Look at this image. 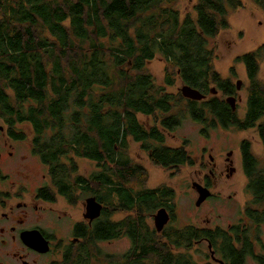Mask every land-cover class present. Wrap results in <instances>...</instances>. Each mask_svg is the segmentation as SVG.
<instances>
[{"label": "trees", "instance_id": "trees-1", "mask_svg": "<svg viewBox=\"0 0 264 264\" xmlns=\"http://www.w3.org/2000/svg\"><path fill=\"white\" fill-rule=\"evenodd\" d=\"M196 1V19H181L177 0H0V118L7 132L25 139L18 126L32 128L34 153L54 169L61 192L69 183L66 174L78 170L76 158L103 159V200L114 215L136 214L115 224L106 213L103 234L92 233L78 254L60 264L98 259L105 264H199L187 252L204 237L224 264H248L249 259L264 264V162L250 142L241 146L250 200L230 230L188 226L158 235L146 227V212L174 202L172 194L131 187L148 173L133 169L124 152L132 134L150 136L137 128L139 115L157 113L156 120L169 129L187 118L207 130L219 125L256 129L264 143V82L259 79L264 47L238 59L249 79L247 113L241 119L225 102L232 80L216 73L207 47L209 38L230 27V11L242 3ZM253 1L264 9V0ZM160 55L168 62L164 86L146 70L148 61ZM176 78L208 96L213 85L220 97L212 94L211 102L187 106L180 93L168 91ZM86 134L101 136L103 146L81 137ZM159 160L170 168L174 162L188 165L190 158L186 152L164 151ZM121 236L132 239L130 252L122 260L102 259L97 243Z\"/></svg>", "mask_w": 264, "mask_h": 264}, {"label": "rangeland", "instance_id": "rangeland-1", "mask_svg": "<svg viewBox=\"0 0 264 264\" xmlns=\"http://www.w3.org/2000/svg\"><path fill=\"white\" fill-rule=\"evenodd\" d=\"M239 1L242 3V7L236 11H230L228 16L230 27L227 30L220 31L215 38H209L207 49L210 51L211 59L213 54L212 66L221 78L230 79L235 84L238 80L242 81V91L239 92V96L244 98V96L247 97L246 90L249 85V79L246 66L238 62V59L264 47V9L253 0ZM197 4L198 2L196 0H177L174 6L179 11L181 19H187L188 17L196 19L195 7ZM167 67V60L160 55L153 61L147 63L146 70L155 77L156 84L164 86ZM259 79L264 82V51L260 61ZM175 82L174 86L168 87V91L171 94L181 97L179 89L183 87V82L179 78H176ZM211 88L213 90L216 89L213 85ZM211 97L209 96V98ZM183 104L186 106V103ZM236 112L241 118L244 117L246 113L245 101L238 104ZM139 118L147 121L143 115H139ZM1 127L7 132L8 128L0 118V131ZM22 129L27 133V142L23 144L15 143L16 148L12 151L16 153V157L10 158L6 162L4 158L0 160V165L3 167L4 165L8 167L23 166L29 172L44 170L42 163L33 154L31 145L33 143L32 138L34 133L32 128L29 125H23ZM202 129L201 124L187 118L179 127L177 138H166V143L172 147H180L183 143H187L186 149L188 151H186L190 154L188 165L183 166L180 171L172 172L170 168L163 170L146 161L144 165L147 167L148 174L145 176V184L132 183L131 187L136 190L142 187L151 189L162 187L170 191L177 207V217L168 227L170 229L182 230L188 226H195L198 229H219L220 231H227L240 222L242 213L250 200V197L246 193L247 178L244 174L241 161V146L245 141L250 142L253 152L264 162V143L256 129L238 131L233 128H229V130L219 125L216 129L213 128V130H210L209 137L202 133ZM141 151L140 146L132 144L130 140L127 141L124 152L130 160H136L140 157L146 158L145 154ZM231 151L235 154L233 158L236 162L238 173L235 177H231L232 179L227 180L226 176L224 178L221 172L225 171L223 167L225 166L227 154ZM209 154L214 156L218 164V187L212 190L214 196L211 200L198 208L196 203L199 194L193 188V185L194 183L202 181L201 179L206 175L211 177L209 168H207L208 161H210ZM204 162L206 165H203ZM76 163L79 166L81 175H87L96 168L95 164L86 159L76 158ZM9 170L11 169L5 168L3 171L8 173ZM38 184L39 182H34L35 186ZM115 203L117 204V201ZM54 208L57 210L55 212L57 218L58 211L69 210L74 222L83 219V205L82 207H69L65 200L59 199L54 205ZM152 213L156 214L157 210ZM109 214L110 220L115 224H121L122 221L134 215L129 216L128 213L123 212L114 215L112 208ZM52 215L51 212L44 214L45 220L48 218L53 222ZM54 224L61 227V238L68 240L70 238V223L62 221L61 223L54 222ZM145 225L150 231L156 232L155 222L152 219L146 217ZM157 234L162 235L161 233ZM2 241L3 238L0 233V253L2 255L10 249L15 248V245H11L9 248L4 249ZM197 245L198 247L196 249L188 252L185 251L186 249H182L181 252H187L199 264H220L211 259L208 243H198ZM132 248L133 241L129 236H121L117 239L98 243L97 245V249L104 255L102 259L104 258L106 260H122ZM197 249L200 250L199 253ZM34 259L31 258L30 260ZM59 260L61 261V258ZM94 264L105 263L98 259ZM118 264H122V262H118ZM248 264L256 263L249 259Z\"/></svg>", "mask_w": 264, "mask_h": 264}, {"label": "flooded vegetation", "instance_id": "flooded-vegetation-1", "mask_svg": "<svg viewBox=\"0 0 264 264\" xmlns=\"http://www.w3.org/2000/svg\"><path fill=\"white\" fill-rule=\"evenodd\" d=\"M151 61H148V63ZM147 73V72H146ZM183 82V81H182ZM239 82V80H238ZM233 81L230 83L231 94L227 95L225 98L226 104L230 107L231 105L227 102L228 98H236L237 106L241 104L243 101L246 103V113H247V98H248V90H246L247 97L239 96V92L242 91L238 89L237 84ZM242 82V81H241ZM187 84L183 82V87ZM197 89V88H196ZM180 94L183 96L181 92V88L179 89ZM212 96V90L210 91ZM203 93V92H202ZM206 95V94H205ZM220 97V92L216 94ZM183 98L187 103V106L190 102H194L189 100L183 96ZM212 98V97H211ZM212 100V99H211ZM209 96L206 95V99L202 101H195V102H205L209 101ZM232 109V107H231ZM233 110V109H232ZM245 113V115H246ZM157 113L153 114V116L144 117L147 121H143L140 118H136V125L137 128L144 132L146 135H150L148 138H144L142 135L139 134H132L129 136L128 140L132 142L134 145H138L141 147L145 157L137 158L136 160H131V166L133 169L137 167L143 168L145 172H148L147 167L144 165V162L148 161L149 163L153 164V166H157L160 169L167 170L161 161H157L160 156L164 154V151H169L171 153H183L186 152L190 158V154L187 152L186 144H182L180 147H172L166 143V138L169 137L172 139L177 138V132L179 127L182 125L177 122V124H173V126L169 129L165 126L163 120H156L155 116ZM244 115V117H245ZM139 117V116H138ZM242 117V118H244ZM241 118V117H240ZM241 118V119H242ZM208 124H210L207 121ZM199 124V123H198ZM24 124L18 126L19 133H26L24 129H22ZM230 129L233 127H229ZM228 128V129H229ZM204 129V128H203ZM229 129V130H230ZM234 129V128H233ZM137 130V129H136ZM204 130H207L206 128ZM3 127H1L0 131V160L5 158V162L10 160V158H15L16 153L12 150H15V143L16 144H23L27 142V138H15L13 135L5 132ZM208 133L204 134L205 136L209 137L210 130H207ZM176 132V133H175ZM27 134V133H26ZM156 134V135H153ZM82 138H92L97 139L99 141V146H103V138L99 135L95 134H86L82 135ZM35 136L32 138V142ZM33 143L31 145L32 149ZM117 150V149H116ZM187 150V151H186ZM103 152V148L101 149ZM34 157L42 163L44 170L38 172H29L26 171V168L23 166H1L0 165V233L1 237L3 238V248L7 249L11 245H15V248L10 249L3 255L0 253V264H57L62 263L64 259L68 256L73 257L74 255L78 254L76 252L79 247H84L87 244V241L92 239V233L97 231L98 235L103 234V227L105 223L106 213L110 212V205L106 203L103 198V176H104V160L101 161H93L89 160L91 163L96 165L95 170L87 175H81L78 170L76 172L71 171L70 174H66L65 180H69L67 186L64 187L63 192L55 186V181L53 177H55V172L53 168L46 166L41 157L34 153ZM234 152L231 151L227 154V159L225 162V171H222V176H226V179H232L231 177H235L238 173V169L236 167V162L234 160ZM242 155V153H241ZM128 156V155H127ZM209 160L207 168H209L210 176H204L202 181H199V184L207 187L211 191V196L207 199V201L211 200L214 196L212 190H215L218 187V164L216 159L212 154H209ZM242 166H243V160ZM203 165H206L205 162ZM182 163L174 162L173 165L170 166L172 172L180 171L183 168ZM221 167V166H220ZM11 169L8 173H5L4 169ZM244 168V167H243ZM53 173V174H52ZM58 173V172H57ZM60 175L61 180H63V175ZM148 174V173H147ZM225 178V177H224ZM140 180L137 182V178L133 180L132 183L140 185H144L146 182L145 176H140ZM80 180V181H79ZM39 182L38 185H34V182ZM144 189L149 190H164L165 188L158 187L155 189L142 187ZM95 198L98 203L103 206L102 213L100 217L90 220L86 217V204L88 199ZM61 200H65L69 207H82L84 208L83 219L80 221H73L72 214L69 210L58 211V218L56 217V209L54 205ZM198 201V200H197ZM206 201V202H207ZM204 202L203 204H205ZM203 204L200 206L202 207ZM198 207V208H200ZM166 208L171 216L170 223L164 228L163 233L165 231H169L171 229L176 230L175 228H168L171 222L176 220L177 212H176V204L174 202H170L169 204H165L164 206L160 207L158 210ZM157 210V211H158ZM52 213L51 216L53 222L47 218L45 220L44 214ZM152 210H147L146 217L148 219H152L155 222L154 216L155 214L152 213ZM131 214H135L132 212ZM136 215V214H135ZM69 222L70 225V238L63 239L61 238L62 229L60 226L55 225L54 222ZM176 222V221H175ZM32 232H40L41 235L46 239V241L50 244V251L47 253H41L36 251L32 248H29L22 240L23 234L32 233ZM161 233V234H163ZM83 236H86L85 238ZM110 241V240H108ZM106 241H102L103 243ZM199 244L208 243V249L211 253L212 251L215 252V255L218 259H221L220 254L212 246V251L210 250V241L207 238H203L201 241L198 242ZM98 244V243H97ZM31 258H35L34 260H30ZM61 258V261L59 260ZM212 259V254H211ZM213 260V259H212ZM216 262L215 260H213Z\"/></svg>", "mask_w": 264, "mask_h": 264}, {"label": "water", "instance_id": "water-1", "mask_svg": "<svg viewBox=\"0 0 264 264\" xmlns=\"http://www.w3.org/2000/svg\"><path fill=\"white\" fill-rule=\"evenodd\" d=\"M238 89H241L242 82L239 81L237 84ZM181 92L183 96L189 100L192 101H202L206 99V95L202 93L200 90L186 85L181 88ZM212 94L216 95L217 90H212ZM227 102L231 105L233 111H237V100L236 98H228ZM193 188L198 192L199 198L196 203L197 207H200L204 202L207 201V199L211 196V191L209 188L204 187L203 185L199 183H194ZM103 206L96 201L95 198H90L87 201L86 204V217L90 220H94L98 217H100L102 213ZM155 219V229L157 233H163L164 228L170 223L171 216L166 208H162L157 211V213L154 216ZM23 242L29 247L36 251H39L41 253H47L50 251V244L46 239L41 235L40 232H32L23 234L22 236ZM210 245V250L212 251V245ZM212 259L220 264H224V262L220 259H218L215 255V252H211Z\"/></svg>", "mask_w": 264, "mask_h": 264}]
</instances>
